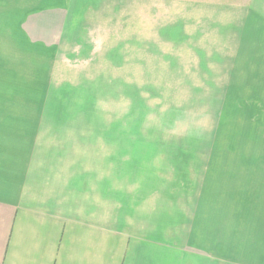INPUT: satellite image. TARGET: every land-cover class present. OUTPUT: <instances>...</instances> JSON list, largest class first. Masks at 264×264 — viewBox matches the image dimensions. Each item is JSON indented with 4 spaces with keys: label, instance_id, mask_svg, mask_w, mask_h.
<instances>
[{
    "label": "crops",
    "instance_id": "0c3cea01",
    "mask_svg": "<svg viewBox=\"0 0 264 264\" xmlns=\"http://www.w3.org/2000/svg\"><path fill=\"white\" fill-rule=\"evenodd\" d=\"M66 3L0 0V264H264V0L222 18L245 73L235 181L125 176L121 143L111 159L81 143L76 116L51 111L76 87Z\"/></svg>",
    "mask_w": 264,
    "mask_h": 264
},
{
    "label": "rangeland",
    "instance_id": "374dc122",
    "mask_svg": "<svg viewBox=\"0 0 264 264\" xmlns=\"http://www.w3.org/2000/svg\"><path fill=\"white\" fill-rule=\"evenodd\" d=\"M71 1L76 87L59 89L51 111L76 116L81 143L106 146L110 159L121 143L125 176L150 167L155 176L241 180L245 73L222 18L243 0Z\"/></svg>",
    "mask_w": 264,
    "mask_h": 264
}]
</instances>
